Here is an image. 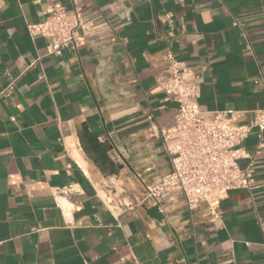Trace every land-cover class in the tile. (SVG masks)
<instances>
[{"label":"crops","instance_id":"crops-1","mask_svg":"<svg viewBox=\"0 0 264 264\" xmlns=\"http://www.w3.org/2000/svg\"><path fill=\"white\" fill-rule=\"evenodd\" d=\"M56 3L88 27L60 57L28 31ZM169 55L202 75L204 110L264 111V0H0V264H264V133L241 145L251 188L218 217L146 199L171 169ZM69 186L66 212L52 189Z\"/></svg>","mask_w":264,"mask_h":264},{"label":"built area","instance_id":"built-area-1","mask_svg":"<svg viewBox=\"0 0 264 264\" xmlns=\"http://www.w3.org/2000/svg\"><path fill=\"white\" fill-rule=\"evenodd\" d=\"M87 16L79 9L70 11L56 3L47 19L29 25L32 38L48 39L47 56L60 57L67 49H77L87 35ZM234 26H239L235 22ZM168 74L159 79L160 89L177 104L174 125L159 130L163 149L170 159V171L146 187V199L159 203L165 193L182 196L189 211L206 203L211 217H218L221 201L233 190L250 189L253 181L239 162L249 156L241 150L243 142L254 132L262 139L264 111L256 113L248 125L235 124L236 112H209L199 105L202 75L185 62L167 57ZM14 121V119H13ZM73 186L52 189L57 206L64 205L73 194ZM107 204L114 207L113 200Z\"/></svg>","mask_w":264,"mask_h":264},{"label":"bare ground","instance_id":"bare-ground-1","mask_svg":"<svg viewBox=\"0 0 264 264\" xmlns=\"http://www.w3.org/2000/svg\"><path fill=\"white\" fill-rule=\"evenodd\" d=\"M64 205H65V206H68L69 204H65V203H64Z\"/></svg>","mask_w":264,"mask_h":264}]
</instances>
